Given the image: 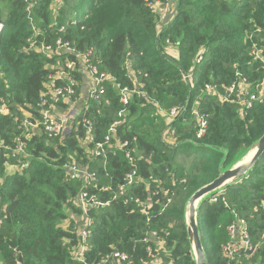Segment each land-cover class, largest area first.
I'll use <instances>...</instances> for the list:
<instances>
[{
	"label": "trees",
	"instance_id": "1",
	"mask_svg": "<svg viewBox=\"0 0 264 264\" xmlns=\"http://www.w3.org/2000/svg\"><path fill=\"white\" fill-rule=\"evenodd\" d=\"M37 1L34 34L22 1L0 0L4 24L0 34V264H82L73 256L79 244L74 215L81 214L75 199L86 185L66 180L63 166L75 164L95 172L99 187L111 188L99 192V197L110 199L130 170L127 148L113 145L119 141H127L137 156L139 181L108 207L91 211L94 223L85 263L96 264L111 252H121L134 264L154 258L161 264H195L185 223L189 199L220 171L241 161L264 135V102L241 117L236 106L202 90L212 84L222 91L237 72L251 84L264 78L261 64L249 55V36L256 28L263 30L260 37L264 38V0H177V17L158 32L156 14L143 0H59L56 7L57 0ZM58 38L77 51L92 50L93 62L114 81L99 101L79 98L83 89L77 86V115L69 133L51 139L31 129L24 139V119L39 118L43 84L56 61L62 64L65 59L58 54L48 59L27 50V40L50 46ZM166 40L177 44L174 59L160 53ZM200 52L203 60L196 65ZM181 71H193L191 87L182 83ZM130 73L146 94L131 96L128 114L118 120L121 103L115 84L132 89ZM196 98L208 120L207 132L199 141L188 112ZM188 100L186 115L171 124L176 145L168 148L160 140L163 120L154 115L155 105L169 109ZM84 116L92 124V142L86 140ZM117 120L122 123L110 141L112 147H106V159L92 155L94 145L104 142ZM18 139L27 141L26 166L11 169L17 161L8 148L15 147ZM87 191L95 192L90 187ZM132 196L158 202L148 218L130 200ZM166 198L171 201L161 211ZM207 200L197 214L206 263L264 264V155L215 203ZM236 218L245 220L258 247L252 257L240 255L230 261L222 247L229 241L227 228ZM147 232L160 236L161 248L143 242ZM149 245L151 259L146 252Z\"/></svg>",
	"mask_w": 264,
	"mask_h": 264
},
{
	"label": "built area",
	"instance_id": "2",
	"mask_svg": "<svg viewBox=\"0 0 264 264\" xmlns=\"http://www.w3.org/2000/svg\"><path fill=\"white\" fill-rule=\"evenodd\" d=\"M25 7V12L32 25L33 33L37 32L34 26L33 10L37 5V0H21ZM146 6L156 14V28L157 32L160 29L173 22L177 17V0H143ZM59 0L55 3V7L58 6ZM4 29V24L0 22V34ZM64 28H60V32H63ZM261 28H256L254 32L249 36L252 41V45L249 51L250 57L254 62L260 63L264 70V38L260 37L262 33ZM27 50H34L42 53L48 59H52L55 55L64 56L65 59L61 64L59 60L54 64L53 72L49 74L43 84V91L40 94L38 102L39 118L32 122L28 118L24 119L22 123V135L24 139L29 137L31 129H39L48 138H57L70 132L73 127V119L77 115L76 109V88L81 87L82 92L79 94V98L84 101H99L103 97L107 90V85L113 83L114 79L106 72L100 71L98 66L93 62L94 52L88 50L80 52L75 50L71 44L62 38L55 40L53 45L45 46L44 43L36 44L31 39L27 40ZM177 44H173L170 40H166L163 47L160 49L162 56L168 59H174L178 56ZM70 56V59L67 57ZM203 60V53L200 52L195 60V64L198 65ZM79 77V80L77 79ZM133 79V88H121L119 84H115V87L119 89L121 110L117 113L118 120L122 119L128 114V105L131 96L142 97L146 93L142 91L143 86L137 84L134 74L130 73ZM181 81L184 85L191 87L194 82L193 71L180 72ZM202 93L207 95H217L221 101L232 104L237 107V113L241 117H245L249 110L255 105L262 104L264 102V78L255 84H251L247 78L243 77L240 73L235 74V80L231 85L224 88L222 91L218 89L216 85L206 84L202 90ZM63 104V105H61ZM173 106L169 109H163L158 105H155V113L157 117L163 120V126L161 127L160 140L168 148H172L176 145L175 131L172 129L171 124L176 120L184 117L187 113V106ZM61 106H65V110L61 109ZM199 98L193 100L190 110L188 111L194 118L195 127V140L199 141L203 139L207 132L208 120L204 113L199 110ZM87 109V107L85 108ZM115 121L110 127L108 134L105 137L103 143H97L94 145V150L91 152L94 156H101L106 159V147H112L110 141L114 138L116 133V127L119 126L122 121ZM82 125L86 128L88 136L86 140L92 142L91 131L92 124L85 116L82 119ZM156 119V123H158ZM17 140L15 147L8 148L12 158L16 159L17 165L11 166V169L25 168V158L27 157L26 140ZM113 144V143H112ZM115 147L127 148L126 159L129 165V172L124 177V182L119 186L111 196L110 199L103 200L99 197V192H109L110 187H99L95 172L89 171L87 168L80 167L75 164H66L63 166L66 180L81 181L86 185V190H82L75 199V207L81 211V217L84 225L79 233V244L74 248L73 256L82 264L85 263L84 254L89 249L88 240L91 235V227L93 226V219L90 215L91 211L106 208L111 204V201L116 200L118 197L125 194L126 190L134 186L138 181V158L129 149L128 142H117ZM113 152V151H110ZM114 153V152H113ZM184 182V180H182ZM90 187L95 190L94 193L87 191ZM151 191V189H148ZM159 191H163V188L159 186ZM225 190H221L217 193L210 195L207 201L215 203L218 197H221ZM153 195H158V191L152 192ZM130 200L137 206L141 214L149 217V211L153 207L154 202L152 199L147 201L141 200L140 197H130ZM171 199L166 198V203L161 209L163 211L170 203ZM2 221L0 219V225ZM229 235V241L222 247V253L225 258L230 261H235L240 255L246 257H252L258 247V244H253L251 241L248 226L244 219L236 218L227 228ZM160 236L155 232H147L144 243L154 242L160 248L162 242ZM147 256L154 258L152 249L149 246L146 248ZM96 264H134L127 254L121 252H111L110 254L101 257ZM141 264H161V260L154 258L152 262L141 261Z\"/></svg>",
	"mask_w": 264,
	"mask_h": 264
},
{
	"label": "water",
	"instance_id": "3",
	"mask_svg": "<svg viewBox=\"0 0 264 264\" xmlns=\"http://www.w3.org/2000/svg\"><path fill=\"white\" fill-rule=\"evenodd\" d=\"M251 161L248 164L240 165L241 161L247 156V154L255 149ZM249 150V152L242 158L241 161L236 163L232 168L225 171H220L218 177L211 183L203 186L197 190L189 199L186 212H185V223L187 228V234L191 244L192 252L195 259V264H207L205 259V253L201 244L199 229L197 225V214L199 205L202 203L206 196L217 193L221 190H225L226 187L235 184L241 180L247 173L254 167V165L264 155V135L258 140L256 145ZM198 200L197 209L193 208V203ZM205 201V200H204ZM22 257L19 255V261Z\"/></svg>",
	"mask_w": 264,
	"mask_h": 264
},
{
	"label": "rangeland",
	"instance_id": "4",
	"mask_svg": "<svg viewBox=\"0 0 264 264\" xmlns=\"http://www.w3.org/2000/svg\"><path fill=\"white\" fill-rule=\"evenodd\" d=\"M261 70H263L262 69V67H261ZM210 197V195H208V196H206L205 197V199H203V201L204 200H206V199H208ZM202 201V202H203ZM77 208V207H76ZM79 209V208H78ZM80 210V209H79ZM70 215H72V213L70 212L69 213V216ZM73 217V216H72ZM74 218H75V221H76V224H77V235H78V239H79V233H80V230L83 228V225H84V222H83V219H82V217H81V214H79L78 216H76V215H74ZM80 240V239H79Z\"/></svg>",
	"mask_w": 264,
	"mask_h": 264
},
{
	"label": "bare ground",
	"instance_id": "5",
	"mask_svg": "<svg viewBox=\"0 0 264 264\" xmlns=\"http://www.w3.org/2000/svg\"><path fill=\"white\" fill-rule=\"evenodd\" d=\"M256 151V148L255 149H252L248 154L247 156H245V158L241 161L240 165H245V164H248L252 157H253V154L255 153ZM197 205H198V200H196L194 203H193V208L196 210L197 209Z\"/></svg>",
	"mask_w": 264,
	"mask_h": 264
},
{
	"label": "crops",
	"instance_id": "6",
	"mask_svg": "<svg viewBox=\"0 0 264 264\" xmlns=\"http://www.w3.org/2000/svg\"><path fill=\"white\" fill-rule=\"evenodd\" d=\"M7 172H9V170H7Z\"/></svg>",
	"mask_w": 264,
	"mask_h": 264
}]
</instances>
